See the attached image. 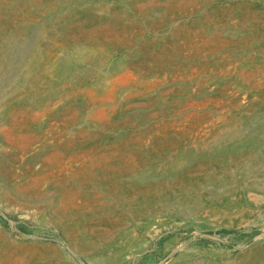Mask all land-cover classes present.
<instances>
[{"label":"rangeland","instance_id":"rangeland-1","mask_svg":"<svg viewBox=\"0 0 264 264\" xmlns=\"http://www.w3.org/2000/svg\"><path fill=\"white\" fill-rule=\"evenodd\" d=\"M0 264H264V0H0Z\"/></svg>","mask_w":264,"mask_h":264},{"label":"bare ground","instance_id":"bare-ground-1","mask_svg":"<svg viewBox=\"0 0 264 264\" xmlns=\"http://www.w3.org/2000/svg\"><path fill=\"white\" fill-rule=\"evenodd\" d=\"M218 202V201H217ZM208 204V203H207Z\"/></svg>","mask_w":264,"mask_h":264}]
</instances>
